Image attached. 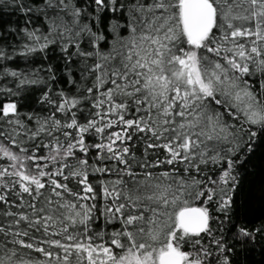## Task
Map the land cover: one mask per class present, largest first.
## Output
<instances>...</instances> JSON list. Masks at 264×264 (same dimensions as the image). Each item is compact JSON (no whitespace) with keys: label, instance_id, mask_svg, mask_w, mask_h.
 <instances>
[{"label":"snow or ice","instance_id":"6c2138e0","mask_svg":"<svg viewBox=\"0 0 264 264\" xmlns=\"http://www.w3.org/2000/svg\"><path fill=\"white\" fill-rule=\"evenodd\" d=\"M0 264H264V0H0Z\"/></svg>","mask_w":264,"mask_h":264},{"label":"trees","instance_id":"16d2710c","mask_svg":"<svg viewBox=\"0 0 264 264\" xmlns=\"http://www.w3.org/2000/svg\"><path fill=\"white\" fill-rule=\"evenodd\" d=\"M0 99H3L2 97H0Z\"/></svg>","mask_w":264,"mask_h":264}]
</instances>
